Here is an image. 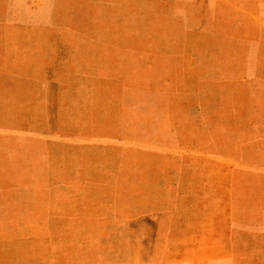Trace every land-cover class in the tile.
<instances>
[{
	"label": "rangeland",
	"instance_id": "374dc122",
	"mask_svg": "<svg viewBox=\"0 0 264 264\" xmlns=\"http://www.w3.org/2000/svg\"><path fill=\"white\" fill-rule=\"evenodd\" d=\"M0 264H264V0H0Z\"/></svg>",
	"mask_w": 264,
	"mask_h": 264
}]
</instances>
